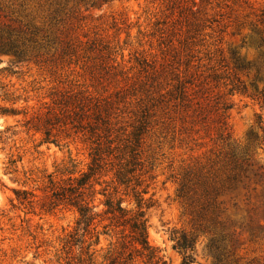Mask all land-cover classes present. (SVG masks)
<instances>
[{
    "label": "rangeland",
    "instance_id": "1",
    "mask_svg": "<svg viewBox=\"0 0 264 264\" xmlns=\"http://www.w3.org/2000/svg\"><path fill=\"white\" fill-rule=\"evenodd\" d=\"M0 37L26 53L0 51V105L19 111L0 114V264H60L78 212L53 191L96 127L168 264H264V0H0Z\"/></svg>",
    "mask_w": 264,
    "mask_h": 264
},
{
    "label": "trees",
    "instance_id": "2",
    "mask_svg": "<svg viewBox=\"0 0 264 264\" xmlns=\"http://www.w3.org/2000/svg\"><path fill=\"white\" fill-rule=\"evenodd\" d=\"M264 43V39H262ZM22 44L11 38L0 37V51L14 52L24 58L26 53ZM264 64V59H263ZM264 101V90L261 93ZM72 104V103H71ZM65 102L58 111L51 109L43 126L45 137L43 142L52 139V120L63 116L69 110ZM15 107L0 105V114H17ZM92 142L90 162L87 169L79 175L69 177L64 186H56L53 191L55 205L65 203L76 208L78 218L75 226L61 238V248L56 254L60 264H168L161 249L153 245L149 239L148 218L143 209V198L136 195L137 208L128 209L122 205L123 198L118 197L120 187L128 186L127 164L121 161L118 150L112 140L99 130V127L89 130ZM108 180L107 178H110ZM112 186V184H114ZM106 184L97 191V185ZM20 201L30 202L32 193L16 191ZM104 196V208L98 212L94 201L97 194ZM22 195V196H21ZM107 223L103 224V222ZM102 225V229L99 226ZM178 247L184 250H194L195 238L184 235L178 242ZM194 258L188 255L183 264H191Z\"/></svg>",
    "mask_w": 264,
    "mask_h": 264
}]
</instances>
